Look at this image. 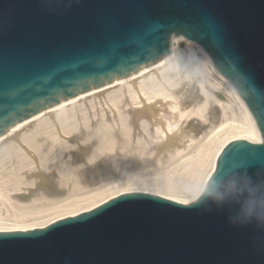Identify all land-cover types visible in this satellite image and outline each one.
I'll list each match as a JSON object with an SVG mask.
<instances>
[{"label": "water", "instance_id": "water-1", "mask_svg": "<svg viewBox=\"0 0 264 264\" xmlns=\"http://www.w3.org/2000/svg\"><path fill=\"white\" fill-rule=\"evenodd\" d=\"M180 35L232 82L262 138L229 142L210 178L264 176V0H0V136L167 61ZM0 264H264V226L201 196L130 192L44 228L0 232Z\"/></svg>", "mask_w": 264, "mask_h": 264}, {"label": "bare ground", "instance_id": "bare-ground-1", "mask_svg": "<svg viewBox=\"0 0 264 264\" xmlns=\"http://www.w3.org/2000/svg\"><path fill=\"white\" fill-rule=\"evenodd\" d=\"M179 45L171 41L167 61L48 108L0 137V231L43 228L127 192L192 202L227 142L259 141L248 111L222 78L240 114L214 99L219 87L209 83L215 70L206 55L197 57L188 45L184 63ZM192 74L200 78L202 101L184 109L176 92ZM205 114L213 124L197 138L180 122L204 124Z\"/></svg>", "mask_w": 264, "mask_h": 264}, {"label": "clouds", "instance_id": "clouds-1", "mask_svg": "<svg viewBox=\"0 0 264 264\" xmlns=\"http://www.w3.org/2000/svg\"><path fill=\"white\" fill-rule=\"evenodd\" d=\"M228 179H209L200 196L218 207H227L243 224L264 226V176L233 169Z\"/></svg>", "mask_w": 264, "mask_h": 264}, {"label": "rangeland", "instance_id": "rangeland-1", "mask_svg": "<svg viewBox=\"0 0 264 264\" xmlns=\"http://www.w3.org/2000/svg\"><path fill=\"white\" fill-rule=\"evenodd\" d=\"M188 45H186L185 43H181V45L177 48V51H180L181 48H183V52H185V55L182 57L184 59V63H186V55H188V49H187ZM196 52H198L196 50ZM200 58V53L198 52L197 54ZM209 69V68H208ZM209 71H211L209 69ZM181 73L183 74V72L181 71ZM193 80V83H190V80ZM209 79V83L210 84H218L217 87H219L217 89V91H214L215 94H213L214 99H216L217 101H219L221 104H226L229 105L231 107L232 110H234L235 114H240L241 111V106L239 105L238 100H236L235 96H233V94L231 93L230 95H228V92L230 90V88L228 87V85L223 82L220 77L215 73L208 78ZM200 78L197 77L195 78L194 75H190V79L187 83V81H185L183 84H180V88L178 90V92H176L179 95V101L182 103L181 107L184 109H189V108H196L202 101V97L199 96V86L198 83H200ZM194 84V89L192 88V86L190 84ZM210 84H208V86L212 87ZM220 84V85H219ZM206 89H208L206 87ZM195 91L198 92V94H190L189 91ZM210 92H212L210 89H208ZM187 92V93H185ZM176 94V95H177ZM181 94L183 95V97L181 96ZM184 94H186V96H184ZM215 107V106H214ZM167 111V110H166ZM165 111V112H166ZM210 109L207 110V112L209 113ZM243 111V110H242ZM206 112V113H207ZM167 114V113H166ZM215 114L218 118L219 116V109L218 107H215ZM206 116V114H205ZM219 119V118H218ZM181 123H184L186 128H190L189 126H191L192 128H194V131H190L189 133L193 134V137H200L202 133H204L205 131H207V129H209L211 127V125L213 124V122L210 121L209 118H207L206 116V121L204 124H202V121H199L196 118H190L187 121L185 120H181ZM219 120L216 121V123H218ZM216 123H214V125H216ZM187 130V129H186ZM200 135V136H199Z\"/></svg>", "mask_w": 264, "mask_h": 264}, {"label": "snow or ice", "instance_id": "snow-or-ice-1", "mask_svg": "<svg viewBox=\"0 0 264 264\" xmlns=\"http://www.w3.org/2000/svg\"><path fill=\"white\" fill-rule=\"evenodd\" d=\"M238 59V58H237ZM243 74H245V75H247V76H249V74L248 73H246V72H243L242 70H240ZM257 87H261L260 85H257ZM261 88H264V87H261ZM258 119H259V117H258ZM261 146H264V145H261ZM183 203H187L186 201H183Z\"/></svg>", "mask_w": 264, "mask_h": 264}]
</instances>
